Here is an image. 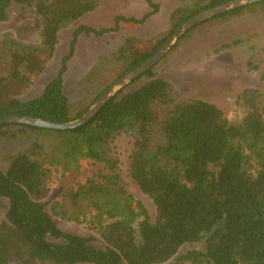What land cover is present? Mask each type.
<instances>
[{"label": "trees", "instance_id": "1", "mask_svg": "<svg viewBox=\"0 0 264 264\" xmlns=\"http://www.w3.org/2000/svg\"><path fill=\"white\" fill-rule=\"evenodd\" d=\"M102 1L0 0V22L13 9L31 11L41 22L36 46L10 37L0 42V116L69 123L111 85H104L89 101L69 102L63 82L77 38L85 31L94 36L117 31L123 22L142 25L159 12L155 0H142L148 11L139 18L115 16L110 29L80 25L42 92L28 100L20 98L53 58L58 33ZM177 1L188 7L170 13L166 36L157 40L127 36L112 53L108 62L121 68L115 80L149 59L182 22L232 0ZM254 14L264 16V1L191 28L175 47L207 27ZM108 62L93 70L95 76L99 71L110 75ZM247 66L258 69L250 61ZM153 68L75 129L0 125L2 141L25 143L8 157L5 171L0 170V199L9 202L0 222V264H264V91L243 89L235 99L239 115L229 120L214 104L180 94L156 77ZM142 78L147 81L127 90ZM259 78L264 84V68ZM122 132L137 138L127 173L152 201L154 218L125 189L112 147ZM50 197L55 217L87 224L104 249L58 227L42 203ZM186 245L195 247L181 252Z\"/></svg>", "mask_w": 264, "mask_h": 264}, {"label": "rangeland", "instance_id": "2", "mask_svg": "<svg viewBox=\"0 0 264 264\" xmlns=\"http://www.w3.org/2000/svg\"><path fill=\"white\" fill-rule=\"evenodd\" d=\"M155 2L159 5V12L142 25L123 22L119 24L117 31H110L101 36H94L86 31L79 35L63 82L64 93L70 103H77L83 99L89 101L100 93L99 90L104 85L116 81L121 68L108 61L125 37L134 36L142 40L163 38L171 30L170 13L176 8L188 7L187 3L177 0ZM145 7L142 0H103L96 10L62 29L58 33L53 58L43 72L33 78L32 84L20 98L28 100L42 92L44 86L55 75L59 60L68 53L72 33L80 25L95 30L110 29L113 27L115 16L129 18L137 15L139 18L146 12ZM40 31V19L33 12L13 9L7 20L0 22V42L10 37L23 45L36 46L40 42ZM234 41L240 42L226 48V45ZM176 43L154 66L153 73L173 85L183 96L210 102L217 106L227 119L234 120L239 115L235 99L243 89L256 88L264 91V84L259 78L264 68V16L254 14L234 18L224 24L207 27L175 47ZM249 61L258 69H248ZM103 62H108L106 70L110 75L105 77L102 71H99L95 76L93 70ZM146 81V78H142L138 83L127 87V90L134 89ZM24 144L0 139V170L5 171L8 157L14 155ZM136 144L137 138L133 134L122 132L113 141L112 147L119 159L125 189L136 200L142 202L150 217L154 218L155 208L152 201L136 187L127 173L128 156ZM53 201V197H50L44 199L42 203L58 227L85 236L90 239L93 246L104 249L98 234L87 224H75L55 217L51 211ZM8 208L9 202L1 198L0 222L5 219ZM194 247L195 245H186L181 252ZM172 263L173 261H170L165 264Z\"/></svg>", "mask_w": 264, "mask_h": 264}, {"label": "water", "instance_id": "3", "mask_svg": "<svg viewBox=\"0 0 264 264\" xmlns=\"http://www.w3.org/2000/svg\"><path fill=\"white\" fill-rule=\"evenodd\" d=\"M264 0H232L227 3L215 6L210 9H206L195 16L187 19L178 25L173 33L165 40V42L155 51V53L143 62L141 65L133 69L132 71L124 74L122 77L112 83L107 89H105L93 102L91 107L78 119L69 123H54L42 119L18 116V115H3L0 116V125H27L38 128L54 129V130H72L75 129L89 120H91L101 109V107L107 103L121 88L127 86L134 80L138 79L154 66H156L168 53L170 48L177 42V40L191 28L212 19L225 12L237 9L246 5L262 2Z\"/></svg>", "mask_w": 264, "mask_h": 264}, {"label": "crops", "instance_id": "4", "mask_svg": "<svg viewBox=\"0 0 264 264\" xmlns=\"http://www.w3.org/2000/svg\"><path fill=\"white\" fill-rule=\"evenodd\" d=\"M145 11L147 12L148 11V7H145ZM160 10V9H159ZM145 13V12H144ZM135 18H137L138 16L137 15H133ZM153 18V17H152Z\"/></svg>", "mask_w": 264, "mask_h": 264}]
</instances>
